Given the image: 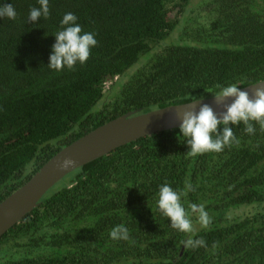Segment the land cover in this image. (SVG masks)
Here are the masks:
<instances>
[{
	"label": "trees",
	"instance_id": "trees-1",
	"mask_svg": "<svg viewBox=\"0 0 264 264\" xmlns=\"http://www.w3.org/2000/svg\"><path fill=\"white\" fill-rule=\"evenodd\" d=\"M5 4L17 16L0 18V202L108 121L264 80V0H49L35 22L38 0ZM69 12L98 44L56 71L54 35ZM253 124L254 135L230 125L239 143L219 153L188 155L178 127L74 170L0 238V264H264V132ZM165 183L211 224L190 215L193 233L173 229L157 205ZM242 205L252 210L232 214ZM121 224L129 239H111ZM189 238L206 247L185 248Z\"/></svg>",
	"mask_w": 264,
	"mask_h": 264
},
{
	"label": "clouds",
	"instance_id": "clouds-1",
	"mask_svg": "<svg viewBox=\"0 0 264 264\" xmlns=\"http://www.w3.org/2000/svg\"><path fill=\"white\" fill-rule=\"evenodd\" d=\"M38 4L40 7H31L29 10L30 22L38 21L42 16L47 18L50 14L49 0H38ZM16 16L17 13L12 4L0 6V18L15 19ZM77 19L78 17L71 12L64 14L61 20L62 29L54 35L56 42L52 46L48 64L50 69L61 71L65 67L73 69L78 62L84 64L90 58L91 49L97 46L95 34L82 33V27L76 23ZM218 87L221 90L214 94V100L218 106L225 109L224 111L217 113L208 104H202L197 110L195 101L191 104V110L177 113L180 133L187 138L186 143L190 148L187 154L190 156L206 152L219 153L226 146H231L234 142L239 143L230 125L243 123L244 132L254 135L256 128L253 122H255L259 124L260 131L264 132V83L257 85L251 94L248 91H242L236 84ZM229 98H232L231 102L226 103ZM75 164V160L65 158L60 167L66 169ZM186 187L189 191H195L191 184ZM157 195L158 208L170 219L173 229L182 233H193L194 227L189 218L190 215H194L203 228L211 224L212 218L203 204H190L189 213L181 203L182 193L175 191L167 183L160 186ZM110 237L113 240H128L129 230L123 224L117 225L110 230ZM182 243L185 248L206 247V241L203 238H189Z\"/></svg>",
	"mask_w": 264,
	"mask_h": 264
},
{
	"label": "water",
	"instance_id": "water-1",
	"mask_svg": "<svg viewBox=\"0 0 264 264\" xmlns=\"http://www.w3.org/2000/svg\"><path fill=\"white\" fill-rule=\"evenodd\" d=\"M261 83L264 80L240 89L251 94ZM231 99L226 103H230ZM195 101L197 110L202 104H208L217 113L225 110L215 103L214 97L170 105L146 113L135 110L106 122L61 149L29 181L0 202V238L37 207L44 195L69 173L142 137L178 128L180 121L177 113L191 110V104ZM65 158L75 160L76 164L70 168H61L60 164Z\"/></svg>",
	"mask_w": 264,
	"mask_h": 264
},
{
	"label": "rangeland",
	"instance_id": "rangeland-1",
	"mask_svg": "<svg viewBox=\"0 0 264 264\" xmlns=\"http://www.w3.org/2000/svg\"><path fill=\"white\" fill-rule=\"evenodd\" d=\"M194 5L196 6L197 4H196V1H194ZM173 37L174 38H177L178 37V32H177V30L173 33ZM109 85H110V83H108L107 84V88H109ZM242 206H244V207H241V208H239V209H237V210H235V208L234 209H232L231 211L233 212L232 214H234V215H241V214H245V213H248V212H250L251 210H252V206L251 207H246V205H242ZM234 210V211H233Z\"/></svg>",
	"mask_w": 264,
	"mask_h": 264
}]
</instances>
